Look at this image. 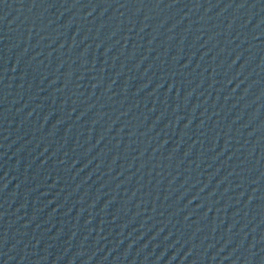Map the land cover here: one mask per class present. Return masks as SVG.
Returning <instances> with one entry per match:
<instances>
[{
	"label": "water",
	"instance_id": "water-1",
	"mask_svg": "<svg viewBox=\"0 0 264 264\" xmlns=\"http://www.w3.org/2000/svg\"><path fill=\"white\" fill-rule=\"evenodd\" d=\"M0 264H264V0H0Z\"/></svg>",
	"mask_w": 264,
	"mask_h": 264
}]
</instances>
